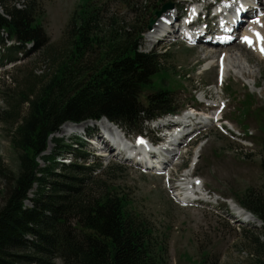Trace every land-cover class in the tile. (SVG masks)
<instances>
[{
  "label": "rangeland",
  "instance_id": "1",
  "mask_svg": "<svg viewBox=\"0 0 264 264\" xmlns=\"http://www.w3.org/2000/svg\"><path fill=\"white\" fill-rule=\"evenodd\" d=\"M0 1L9 9L14 6L21 10L31 8L37 17L36 21L33 18L34 27H41L48 40L42 49H36L33 43L27 42L26 49L17 56V62L6 66L0 63L1 207L19 167L20 152L15 149L12 141L16 127L29 110L22 97L25 94L35 96L44 82L53 76L60 60L71 54L72 44L77 37L72 36L70 22L75 14L84 10L88 0ZM162 1L99 0L96 8L104 20L100 29L105 33L110 29L122 32L137 22H147L151 19L152 10L160 8ZM202 1L214 0H199L200 3ZM170 2L173 4L172 10H178L183 4V0ZM184 12H189L187 7ZM148 32L144 34L141 51L150 53L158 50L164 56L161 60L164 70L152 80L147 92H155L161 88L168 90L179 111L200 105L206 96L205 103L219 105L217 117L225 115L230 127H226L224 123L218 126L213 122L208 124L199 120L201 123L197 126L204 127L198 131L196 140L189 147L182 146L178 150L173 166L165 171L163 177H157L156 171L146 170L134 161L115 157L116 152L112 153V158H96L97 155L93 153L99 152V148L92 149L91 143L86 144L77 137L58 136L63 125L56 134L50 136L46 154L54 149L65 153V159L61 158L58 162L66 164L77 160L76 152L84 151L90 156L87 162L98 171L94 179L82 185V188L90 196H98L105 186L108 187L107 191L110 190L109 187H113L122 195L128 196L130 211L149 220L159 237L165 239L169 264H256V260L264 256V247L257 241L263 234L264 226L258 221L260 225L242 222L234 209L243 208L238 201V194L252 191L250 189L261 191L264 188V60H260L252 52L241 50L246 61L244 66L249 71L247 68L244 71L236 70L241 73L237 75L233 67H226L229 72H226L227 75L225 73V82L220 84L221 69L212 66L213 69L206 71L211 65H218L217 59H205V53L201 49L192 48L200 45L199 43H189L175 35L156 40L151 46L147 42ZM3 41L6 46L11 45L7 35ZM235 46L238 45H234V48ZM4 49L5 46L0 44V56L5 53ZM224 51H221L223 55ZM234 54L236 53L230 56ZM221 61L223 66L224 61L225 65H229L230 60ZM249 72H252L251 76ZM155 125L157 124L148 122L138 130L119 126L132 138L137 134L149 133L151 136L149 131ZM52 139L61 140V145L55 147ZM189 139L192 140L193 136ZM200 146L201 152L195 159ZM70 150L73 154L68 153ZM192 162H195L193 167L203 184V191L210 193L209 196L204 195L206 202L203 204L180 202L172 188L175 185L169 180L181 177L180 171L175 167L176 163L190 168ZM39 163L42 167L45 166L42 160ZM79 163L83 161L79 160ZM169 172H173L175 176L169 177ZM34 190L30 198L34 197ZM26 205L32 206V203L28 201ZM260 241L264 243L261 239ZM53 264L63 262L56 259Z\"/></svg>",
  "mask_w": 264,
  "mask_h": 264
},
{
  "label": "trees",
  "instance_id": "2",
  "mask_svg": "<svg viewBox=\"0 0 264 264\" xmlns=\"http://www.w3.org/2000/svg\"><path fill=\"white\" fill-rule=\"evenodd\" d=\"M98 1L88 0L70 22L72 36L77 37L71 54L60 60L35 96L22 97L29 110L12 141L20 152L19 167L0 207V264H53L56 259L63 264H169L165 239L149 220L130 211L128 196L113 187L107 191V186L90 196L82 188L98 171L84 151L76 152L77 160L69 164L58 162L66 154L56 149L46 154L50 136L68 122L79 125L105 118L138 130L179 111L168 90L147 92L164 70V56L158 50L141 51L150 20L170 0L154 8L149 21L106 33L100 29L104 20ZM33 18L36 21L31 8L9 9L0 1V44L5 46L1 65L17 62L27 42L36 49L46 46V35L34 27ZM5 35L10 46L4 44ZM53 141L55 147L61 145V140ZM250 190L238 194L240 206L264 223V188ZM260 239L264 241V229L257 238L264 247ZM261 257L256 264H264Z\"/></svg>",
  "mask_w": 264,
  "mask_h": 264
},
{
  "label": "bare ground",
  "instance_id": "3",
  "mask_svg": "<svg viewBox=\"0 0 264 264\" xmlns=\"http://www.w3.org/2000/svg\"><path fill=\"white\" fill-rule=\"evenodd\" d=\"M236 1L237 2L232 6V11H233V14L235 15V18L233 20V25H232L231 31L227 32L225 30H221L222 35L228 34L232 37L229 42H223V43L221 42L220 33L218 32V30H220L219 24L215 21L214 18H212L208 14L205 15V13H203L205 11V9H203L202 6H204L207 9L209 6L212 5V4H208V3H213V2H207V1L203 2L202 1L203 5H201V7L199 5L198 7L195 8V9H198L199 13H200V14H198L197 20L194 24V26L196 27V30H197L196 36H195V43H199L200 45H194L192 48L193 49H195V48L201 49L202 53H205L204 54L205 59L206 58L217 59L218 65H216V64L213 65V68L221 69L220 72L222 74V82L225 79V73L229 72V71H226V67L230 66L229 69H232V67H233L235 69V71L236 70H239V71L246 70L247 67L245 68V66H244L245 59L241 53V50H243V51L247 50L249 52H252L257 58H259L260 60H264V53H262L260 50L261 49L260 37H264V32H263L264 31V23H263L264 22V13H263L264 12L263 11L264 0H236ZM198 4H201V3L198 2ZM187 6H188L187 2L184 1L183 4L181 5V7L178 8V10H170V11L166 12L164 15H162V17L157 20L156 25L153 27L154 29L150 30L147 34L148 35V40H147L148 44L152 46V44L155 43L154 39L157 36H160V38L158 37V40L163 39L165 34H167L165 38L175 37V34H178L181 30L179 22L181 21V19L184 15L189 13V12H187V13L184 12L185 7H187ZM190 7H194V6H190ZM212 21H213V23H212ZM227 26H228V28H231L230 25H227ZM159 33L160 34L162 33V34L160 35ZM257 33H259V37L257 36ZM245 37L250 38L253 41V43L251 45L249 43H247L244 39ZM237 38H241V39L238 40ZM173 43H176V42L173 41ZM234 45H238V46H235L236 48H234ZM216 48H219V49H216ZM237 49H238V51H233V50H237ZM210 50L213 53L210 52ZM223 50H225L223 52V53H225L224 55L221 53V51H223ZM208 52H210V54ZM233 53H236V54L230 56ZM224 59H229L231 61V62L230 61L228 62L229 65H225V61H224V64L222 66L221 60H224ZM242 59H243V62H242ZM220 62H221V65H220ZM245 63H246V61H245ZM247 70H248V68H247ZM250 70H251V68H250ZM239 71H236L237 75L241 74ZM251 74H252V72H249V76H251ZM209 118H210L209 116H207L205 119L196 117V119L201 120V122H209V120H208ZM201 122L197 121V123L193 126L191 132L186 133L181 138H178L177 144L179 146L189 147L196 140L195 137H196L198 131L204 127V126H197ZM170 123H172V122H170ZM208 124H210V123H208ZM91 127L97 128V131L99 132L98 133L99 139L102 141L103 146L101 148H99V153L104 155L107 158H108V156L112 158L111 155L115 151V149L112 148L111 144H109L105 140V138L112 139L113 141L115 140V137H117L120 141H123V139H122V136L115 134L113 131H111L112 130L110 128V127H112L111 123L105 119H102L101 121H87V122H84V123L79 124V125L66 123L65 125H63L58 136H60V137L73 136L75 133L84 132L85 130L90 129ZM191 136H193V139L190 142H188V139ZM201 148L202 147L200 146L197 149V152H196L197 154L194 156L195 159L199 156V154L201 152ZM179 149H180V147H175V148L172 147L169 151V148H168L165 150V152H163L159 156L160 160L162 161V163L165 167L164 172L167 171L168 168L173 166V160H174L175 156L178 155ZM132 150H135V148H132ZM118 156L119 155L116 152L115 157L118 158ZM142 163H145V162L142 161ZM138 165H140V164H138ZM143 165H146V163ZM145 169L146 170H152V168L148 164L145 166ZM164 175H165V173L163 174V172H160V174L157 175V177H163ZM170 175H171V177L175 176L173 172H171ZM173 181H174V179L170 180V182H172V183H173ZM172 188L175 189V186H172ZM195 188H196V184L193 186H190V188L187 189V193L183 189L182 192H183L184 196H181V197H190L191 198L193 196L192 191ZM198 189H200V187ZM175 196L177 197L178 195H175ZM179 201H180V199H179ZM234 210L237 212L238 216L246 218V220L248 222L254 223L256 225H260V224H258L257 220L252 215L248 214L244 210L239 209V208H237V210L236 209H234Z\"/></svg>",
  "mask_w": 264,
  "mask_h": 264
},
{
  "label": "water",
  "instance_id": "4",
  "mask_svg": "<svg viewBox=\"0 0 264 264\" xmlns=\"http://www.w3.org/2000/svg\"><path fill=\"white\" fill-rule=\"evenodd\" d=\"M173 9V4L172 3H167L163 6V8L161 10H158L155 12L154 16L156 18H153L150 20V23H149V26H148V29L149 30H152L154 25L156 24V21L158 19H160L162 17L163 14H165L166 12L170 11Z\"/></svg>",
  "mask_w": 264,
  "mask_h": 264
},
{
  "label": "snow or ice",
  "instance_id": "5",
  "mask_svg": "<svg viewBox=\"0 0 264 264\" xmlns=\"http://www.w3.org/2000/svg\"><path fill=\"white\" fill-rule=\"evenodd\" d=\"M257 36L259 37V33H257ZM244 39L250 45L253 43V41L250 38H248V37H245ZM260 39H261V49L260 50H261L262 53H264V37H260ZM141 142H143V141H141ZM198 183H199V181H198Z\"/></svg>",
  "mask_w": 264,
  "mask_h": 264
}]
</instances>
